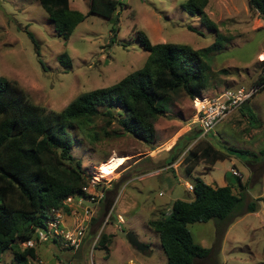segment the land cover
<instances>
[{"label": "rangeland", "instance_id": "374dc122", "mask_svg": "<svg viewBox=\"0 0 264 264\" xmlns=\"http://www.w3.org/2000/svg\"><path fill=\"white\" fill-rule=\"evenodd\" d=\"M119 2L121 6L114 20L88 14L64 40L54 32L38 0H0L4 10H0V77L17 82L29 99L45 110L60 111L79 94L112 85L143 65L148 53L139 45L137 30H143L152 43H184L195 49L215 40V33L201 23L197 14L182 8L186 0ZM89 3L90 0H69L72 8L84 14ZM204 11L215 22L218 33L227 39H222L220 51L207 58L210 80L202 95L211 96L240 86L249 90L264 73V64L259 63L264 60V20L250 9L248 0H207ZM27 32L38 42L39 55ZM60 54L69 57L70 66L58 61ZM222 68H229V73H220ZM169 97L166 102L160 101L166 114L157 119L153 144L119 130V134L104 135L105 130L111 133L118 125L113 119L107 124L103 115L94 118L84 131H73L75 142L71 152L87 175L101 180L95 190L101 188L104 178H112V189L106 200L96 206L83 244L76 252L56 243H41L37 257L30 264L69 260L75 264H165L159 236L148 221L158 217L160 211L167 215L176 199L192 200L193 193L187 184H191L193 177L199 176L204 182L219 186L231 183L232 192L242 193L245 202L258 197L264 199V162L261 163L264 155L260 158L259 154L256 160L229 150L259 153L264 148V87L203 136L215 149L229 154L227 159L213 165L200 159L190 175L185 173L183 158L185 151L193 148L199 139L194 140L199 129L194 121L193 99L183 91ZM251 115L256 122H252ZM184 129L187 131L173 151L156 155L163 152L168 134V138L174 134L177 141L175 137ZM124 153L132 157L123 156ZM111 155L125 159L113 172L97 175L98 165ZM175 155V171L163 170L165 160L169 162ZM233 169L240 176H234ZM238 178L243 188L238 185ZM117 196L112 217L103 225ZM84 204L90 206L88 202ZM116 214L123 219L121 230L116 228L119 224ZM188 229L195 243L210 250L207 257L197 259L195 264H264L263 200L256 202L255 212L235 216L221 233L216 231L212 220L190 223ZM99 231L110 240L108 250L98 243ZM128 232L147 250L133 247L127 240ZM0 264H13L9 250L1 254Z\"/></svg>", "mask_w": 264, "mask_h": 264}, {"label": "trees", "instance_id": "16d2710c", "mask_svg": "<svg viewBox=\"0 0 264 264\" xmlns=\"http://www.w3.org/2000/svg\"><path fill=\"white\" fill-rule=\"evenodd\" d=\"M38 1L56 35L64 40L88 14L112 21L121 6L119 0H90L88 11L84 14L72 8L69 0ZM206 2L186 0L182 8L199 16L201 23L215 33L214 42L198 49L184 43H152L143 30H137L139 45L148 53L143 65L112 85L79 94L60 111L45 110L32 102L17 82L0 77V258L3 252L9 250L13 264H30V260L37 257V246L41 243L36 241L28 248H22L21 243L35 239L36 229L45 224L52 208L69 212L65 199L70 195H85L82 188L91 176L84 172L80 160L71 152L75 142L74 130L84 131L94 118L103 115L107 124L113 119L118 125L111 133L105 130L104 135L119 134V130L153 144L157 119L166 114L160 101H168L169 96L178 91L193 99L208 87L210 65L207 58L220 51L222 39L227 38L218 33L215 22L204 11ZM248 3L250 9L264 20V0H248ZM187 28L195 31L191 25ZM27 34L38 51L35 37L31 32ZM58 61L70 66L66 54H60ZM259 63L263 65L264 60ZM229 71V68L219 70L222 74ZM255 85L261 86L258 90L264 87V73ZM252 122L256 119L252 118ZM200 133L199 130L198 136ZM179 138L169 151L177 147ZM203 139L199 138L195 146L184 153L187 175L192 173L200 159L213 165L229 155ZM229 150L242 156H253L256 160L259 154L260 158L264 155V148L259 153ZM175 159L176 155L171 157L170 162ZM245 161L251 163L250 160ZM119 165L108 171L113 172ZM191 185L192 200L176 199L167 215L160 211L158 217L148 221L159 236L165 264H195L197 259L209 255V248L194 242L188 224L212 220L216 231L221 233L235 216L255 212L256 202L264 201L258 197L245 202L242 193L232 192L231 183L219 186L193 177ZM238 185L244 187L239 178ZM109 241L106 234H100L98 243L102 249L108 250ZM49 242L59 244L57 240L44 243Z\"/></svg>", "mask_w": 264, "mask_h": 264}, {"label": "built area", "instance_id": "2783aa9c", "mask_svg": "<svg viewBox=\"0 0 264 264\" xmlns=\"http://www.w3.org/2000/svg\"><path fill=\"white\" fill-rule=\"evenodd\" d=\"M260 87L261 86L253 85L249 90H245L240 86L235 89L227 88L211 96L201 94L194 97V121L201 132V137L199 138H203V136H205L219 122L235 112L244 102L249 100ZM232 174L236 177L240 176V173L235 169L232 170ZM104 179L105 181L102 182L104 186L102 185L99 190H95V186L98 185L101 180H94L91 176L87 185L82 188V191L85 194L84 196L70 195L65 199L64 204L70 207V211L64 212L62 208H52L45 224L36 229L35 239H29L21 243V247H32L36 241L38 243H44L49 240H57L63 249L70 250L73 253L76 252L83 244L86 230L94 215L96 206L100 201L105 200L106 190L111 185L112 178ZM187 185V189L192 191V185ZM117 199L118 198H116L110 206L103 225L108 223L109 218L112 217ZM84 202L90 203V206L85 205ZM66 213L69 214L67 215ZM116 217L117 223H119L116 225V228L121 230L123 219L117 214L115 215V218ZM100 232L101 231H99V233ZM99 236L100 235L98 234L97 237L99 238ZM57 264L75 263L69 260Z\"/></svg>", "mask_w": 264, "mask_h": 264}, {"label": "crops", "instance_id": "0c3cea01", "mask_svg": "<svg viewBox=\"0 0 264 264\" xmlns=\"http://www.w3.org/2000/svg\"><path fill=\"white\" fill-rule=\"evenodd\" d=\"M173 127V126H172ZM156 129L157 128H155V131H156ZM187 130L186 129H184L183 130V132L181 133V134H179L178 136H176L175 138L177 139V138H179V137H181L185 132H186ZM170 135L168 134V137H169ZM174 134H172L171 135V137L170 138H168L167 137V134L165 135V137H167V138H165L164 140H167L166 142H164V144H165V147L163 148V152L162 153H158V154H156V155H167L168 153H169V150H170V148L175 144V141L176 140H174ZM193 138V137H192ZM195 139V141L199 138V136H196V137H194ZM114 153V152H113ZM114 154H116V153H114ZM123 156H127L128 158L129 157H132V155L131 154H128V153H124V155ZM168 157H170V156H168ZM140 158V157H139ZM139 158H137L138 160H140ZM136 159V161L135 162H137L138 160ZM130 160V159H129ZM126 161H127V159H126ZM103 162V161H102ZM122 163V162H121ZM121 163H119V164H121ZM165 163H166V165L163 167V170H168V169H174V171H175V165H176V160L175 161H169V162H167L166 160H165ZM124 164H122L121 166H123ZM119 167V166H118ZM173 167V168H172ZM113 168V167H112ZM199 177V176H198ZM115 179V178H114ZM114 181H117V179L116 180H114ZM111 189H112V184L110 185V188H108L106 191H111ZM106 194H108V192H106ZM117 198H118V196H117ZM105 200H106V198H105ZM67 215L69 214V213H66ZM67 218L69 219V217L67 216ZM38 247V246H37ZM39 248H41L40 247V245H39ZM38 248V249H39Z\"/></svg>", "mask_w": 264, "mask_h": 264}, {"label": "bare ground", "instance_id": "6f19581e", "mask_svg": "<svg viewBox=\"0 0 264 264\" xmlns=\"http://www.w3.org/2000/svg\"><path fill=\"white\" fill-rule=\"evenodd\" d=\"M264 57V53H263ZM125 157L117 156V155H111L105 162L100 163L97 167V175L104 174L108 171V169H111V167H114L116 164H119L123 162Z\"/></svg>", "mask_w": 264, "mask_h": 264}, {"label": "water", "instance_id": "95a60500", "mask_svg": "<svg viewBox=\"0 0 264 264\" xmlns=\"http://www.w3.org/2000/svg\"><path fill=\"white\" fill-rule=\"evenodd\" d=\"M0 10L4 11L1 4H0ZM127 240L133 247H135L136 249H138L140 251H143V250L146 249L144 244L141 243L140 241H138L137 238L135 237V235L132 232H128L127 233Z\"/></svg>", "mask_w": 264, "mask_h": 264}]
</instances>
